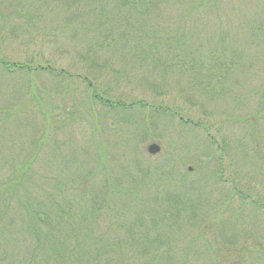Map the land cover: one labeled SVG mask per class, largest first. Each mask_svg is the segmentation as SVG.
Segmentation results:
<instances>
[{
	"label": "rangeland",
	"instance_id": "rangeland-1",
	"mask_svg": "<svg viewBox=\"0 0 264 264\" xmlns=\"http://www.w3.org/2000/svg\"><path fill=\"white\" fill-rule=\"evenodd\" d=\"M152 2L140 24L129 8L107 0H6L0 6V60L50 68L28 73L0 67V264H33L28 256L36 242L21 233L26 218L20 203H61L78 187L98 196L132 181L146 183L140 197L158 193L163 202L175 195L207 219L189 227L181 213L169 225L164 237L175 235L177 252L192 243L193 254L207 246L222 264H264L258 207L234 198L216 222L231 186L224 181L264 198V179L257 176L262 162L254 151L262 144L264 156V119L257 114L264 91V0ZM113 39L125 50L111 48ZM146 43L167 48L169 56L180 53L181 60L164 55V62L143 64L138 54ZM170 62L167 73L153 66ZM195 63L212 66L210 88L201 89ZM63 72L88 77L110 90L112 102L133 106L105 116L96 105L90 113L87 86L75 81L68 87L58 76ZM161 106L194 122L216 123L210 136L218 153L210 136L155 109ZM154 143L162 150L157 156L147 152Z\"/></svg>",
	"mask_w": 264,
	"mask_h": 264
},
{
	"label": "trees",
	"instance_id": "trees-1",
	"mask_svg": "<svg viewBox=\"0 0 264 264\" xmlns=\"http://www.w3.org/2000/svg\"><path fill=\"white\" fill-rule=\"evenodd\" d=\"M107 1L109 3L115 2L124 5V8H129V12L137 16L135 19H137L136 22L138 24L142 22L144 15L148 12V6H151L153 3L152 0ZM202 1L199 0L200 3H203ZM7 4L6 0H0V6ZM24 18L28 20V24L32 23V17H29V15H26ZM138 19L141 20L139 21ZM140 39L142 40V38ZM112 42L113 45H109L113 49L121 46L119 39H113ZM169 46L171 47L168 49L169 51L176 49L173 45ZM121 47L122 50L126 48L123 45ZM139 50L141 52L138 56H140L139 59L143 64L149 63L151 59L153 61L157 60V62L158 60L164 62V55H168V58L171 57L173 63L175 60H181L180 53L169 56L171 53L167 51V48L164 49L159 44L146 43ZM124 53L126 52L124 51ZM231 63L233 64L231 60L228 61L226 67L230 68ZM153 66L159 73H167L173 68L171 67V62L169 65ZM191 66H193L192 68L198 72L201 78V89L205 88V86L210 88L207 84H213L212 75H208L207 72L213 71L212 66L199 65L198 63ZM0 67L10 71L19 69L28 73H34L37 69L41 71L50 70L49 67L33 69L28 65L9 64L2 60H0ZM65 75H67L65 72L58 74L59 77L63 76L68 79V87H71L75 81H80L87 86L85 104L90 113L95 111L96 105L104 109L105 116L133 106H127L122 101L112 102L108 97L110 90H101L98 84L88 77ZM70 89L64 91V94H68L71 91ZM198 92L204 94L203 90H199ZM260 94L262 96L257 114L259 120H263L264 91ZM141 102L138 103L145 105V103ZM155 109L168 112L167 114H170L172 118L178 117L180 124L183 123V125L201 129L208 136H210L212 127L216 125V123L212 126L210 124H202L200 121L194 122L189 117H183L179 111L170 110L162 106ZM45 121L47 124L49 123L47 118ZM225 121L227 122V120H223V122ZM217 125L219 124L217 123ZM259 127L261 128V125ZM257 131H260V129H255L254 133H251V137L258 135ZM216 143L217 141L214 140L213 136H210V146L212 145L215 148L213 151L218 153L220 148ZM261 147L263 148L262 144L255 146L254 151L257 153L256 155L260 154L258 157L262 162V164L258 163L260 169L257 172V176L259 175L264 179V156L261 155L263 151ZM223 151H225L224 147L221 149L222 153ZM167 167L165 168L167 169ZM222 170L220 174H222ZM219 178L221 179L222 177L219 175ZM225 182L231 186L225 189L227 191V202L225 201L224 206H222L218 213L217 217L219 219L216 220L217 223L223 218L229 207V202L234 198H238L242 204H253L258 207L257 209L264 216V198L253 199L248 191L239 189L237 184H233L234 181H231V179ZM136 183L132 181L125 188L120 185H112L111 191L104 188L98 196L97 194L90 196L89 191H82V188L78 187L76 190L78 194L73 197L71 195L67 198L64 197L61 203L57 202L51 205L35 204V206H32L30 201L25 204L20 203L19 206L22 208V212L24 211L23 216L26 218L21 233H23L22 235H24L25 239L26 237H30L36 242L34 250L28 256L30 257V261L33 264H193L194 261V264H213L215 257H217L214 264H222L221 255L213 254L207 246H203V252H199L196 249L193 254L191 252V243V246L187 247L185 252H177L172 244L176 242V238L173 237L175 235L172 234L168 238L164 237L166 235L165 230L169 229V225L172 223L177 224L181 220V213L189 221V227H194L198 222L204 223L207 221V219L198 214L195 206H191V203L181 204L180 198H174L175 195L168 196V199L164 198L163 202L159 198L158 193L157 196L148 194L147 196L140 197V192L144 191L147 186L146 183L141 185H136ZM160 189L158 187V191ZM9 190V196H14L16 191L13 190V186H9ZM164 193L166 194V192ZM177 201L178 203H175ZM6 204L4 202V208L8 207L9 209L10 204ZM174 217H179L180 219H173ZM208 221L210 220L208 219ZM7 231L11 233V230L7 229ZM4 232H6V228ZM195 239L193 238L191 242L195 243Z\"/></svg>",
	"mask_w": 264,
	"mask_h": 264
},
{
	"label": "water",
	"instance_id": "water-1",
	"mask_svg": "<svg viewBox=\"0 0 264 264\" xmlns=\"http://www.w3.org/2000/svg\"><path fill=\"white\" fill-rule=\"evenodd\" d=\"M147 152L152 156H156L161 153V146L155 143L150 144L147 148Z\"/></svg>",
	"mask_w": 264,
	"mask_h": 264
}]
</instances>
